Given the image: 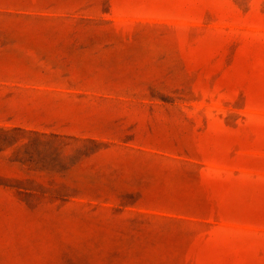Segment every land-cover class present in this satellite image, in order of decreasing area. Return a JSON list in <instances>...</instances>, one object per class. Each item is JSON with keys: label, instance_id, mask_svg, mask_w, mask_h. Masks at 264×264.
<instances>
[{"label": "rangeland", "instance_id": "obj_1", "mask_svg": "<svg viewBox=\"0 0 264 264\" xmlns=\"http://www.w3.org/2000/svg\"><path fill=\"white\" fill-rule=\"evenodd\" d=\"M0 264H264V0H0Z\"/></svg>", "mask_w": 264, "mask_h": 264}]
</instances>
